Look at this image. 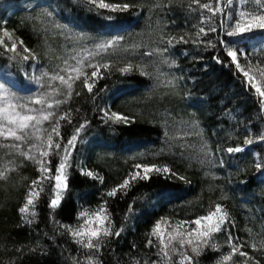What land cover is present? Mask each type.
I'll list each match as a JSON object with an SVG mask.
<instances>
[{"label":"trees","instance_id":"1","mask_svg":"<svg viewBox=\"0 0 264 264\" xmlns=\"http://www.w3.org/2000/svg\"><path fill=\"white\" fill-rule=\"evenodd\" d=\"M103 2L129 7L99 8L87 0H0V71L17 79L34 64L51 71L77 49L109 43L88 57L61 100L66 102L53 111L41 150L49 154L36 155L42 163L19 159L0 177V264H89V256L93 264H178L183 252L194 264H264V168H257L264 165V96L256 91L264 90V31L226 35L239 12L255 5L233 0L213 15L200 4L215 7L217 0ZM228 47L246 53L238 56L240 69L227 56ZM85 79L93 84L91 92ZM106 112L127 121L113 122ZM57 120L59 136L52 133ZM74 135L67 189L53 210L56 181L45 177L56 175ZM230 147L244 150L229 153ZM137 164L171 171L149 173V179L108 196L130 174H144ZM30 191L39 193L34 216L20 212ZM217 204L228 215L222 231L212 235L214 248L200 244L201 255L195 256L187 244L179 246L177 237L168 257L160 252L159 238L151 235L157 222L167 242L178 232L203 230L191 222ZM101 206L120 235L104 237L98 251L84 248L63 226L78 227L87 219L80 218L81 211ZM229 235L247 256L237 252L222 260L232 253ZM192 239L193 246L199 244L195 233Z\"/></svg>","mask_w":264,"mask_h":264},{"label":"snow or ice","instance_id":"2","mask_svg":"<svg viewBox=\"0 0 264 264\" xmlns=\"http://www.w3.org/2000/svg\"><path fill=\"white\" fill-rule=\"evenodd\" d=\"M194 3L199 4V0H193ZM87 3L95 5L96 7L99 8H107V9H112V10H126L129 5L124 4L122 6H117L113 4H107L104 3L103 0H87ZM233 3V0H227V3L221 4V0H217V6L213 7L210 4H200V7L203 9H206L210 12H212L213 15L216 13H220L224 11L225 8L231 6ZM240 3L243 4H254L255 7L250 10H241L239 12V19L236 20L234 25H229V30L226 31V35L228 37L232 36H243L249 33H252L255 30H260L264 31V0H240ZM203 23V21H202ZM223 27V26H222ZM211 31H216L215 28H210ZM200 32L204 33L205 29L203 27L200 28ZM5 35H9L8 33H5ZM221 43H225V41H221ZM10 51H15V46H13ZM27 51V49H25ZM240 55H246V53L239 52V50H233L231 47L227 48V56L231 57L232 62L236 64V67L240 69V64L238 63V56ZM27 59V57H25ZM219 62V61H218ZM91 67V65H89ZM106 67V66H105ZM72 71L77 72L76 77L69 76L68 79H65L64 76L62 75H55L52 77L53 80L59 79L62 84L66 85L67 89L70 90L72 89V83L70 81L79 78V74L81 73V70L79 68H73ZM121 71H127V69H122ZM141 74H144L143 72ZM92 77H97L98 73L96 71H93L91 73ZM245 76H248V72H244ZM264 75V73H262ZM251 80V77H249ZM85 87L88 89L89 92L92 91L93 84L88 81V79H85L84 81ZM255 86V85H253ZM3 86L0 85V88ZM256 91L261 95L264 96V90H261V88L257 87ZM79 94V93H77ZM0 99H4L3 97H0ZM66 101H60L57 100L55 101V104L59 106L61 103H64ZM33 103L36 104H44L45 100L43 98H38L33 101ZM52 104H48V108H52ZM15 106L12 104H8V108H14ZM7 109L6 108H0V117H4V123H0V137H4L5 139L11 138L14 139L15 141H24L30 138L31 136H35L36 133L40 132L41 129L38 128L37 126L42 124L44 121H49L51 120L55 114L53 112H45L44 109H39V110H33L36 111L38 114L37 115H27L24 114L22 115L19 112H15L10 116H4L6 113ZM106 116H108V113H105ZM65 117H60L59 119H64ZM109 119H114L113 122L119 123L121 121H127V117L118 115L116 113H112L111 116H108ZM58 123L59 120H57L56 124L52 126V133H55L57 136L60 135L59 130H58ZM83 127V125L81 126ZM34 129L32 133H29V129ZM46 131V130H45ZM77 132H79V129H77ZM52 133H48L47 137V146L49 148L53 147V139H52ZM39 138V137H37ZM76 136L74 135L69 141L68 145L65 146V155L61 160V163L59 166L56 168V175L54 177H45L46 179H54L56 181L54 188L56 189V196L54 199L50 201V208L55 210L62 199L63 191L67 189V174H66V167H67V160H68V155H70L68 151V146H71L74 144L76 141ZM261 139H264V137H261ZM246 143L251 144V140H247ZM12 147L19 149L20 145L15 144L12 145ZM33 148H37V145H32ZM56 148H59L60 145L57 143L55 144ZM244 149L241 147H230L227 149L229 153L233 152H241ZM49 153L47 150L40 151V156H47ZM26 158H30L33 160H38V158L35 155H30L29 153H22ZM38 162H41L38 160ZM42 163V162H41ZM137 169H142L143 170V175L140 174V172H136L134 174H130L128 178H126L123 183L117 188L112 189L107 193L108 196L112 197L115 196L119 191L125 190L129 187H131V184L133 181L137 179H149L150 176L148 175L149 173L152 172H169L171 171L167 167L161 169L156 167L155 165H135ZM257 168H264V165L262 164H257ZM42 171H49L47 167H42ZM4 173L0 172V177H2ZM86 175L92 176L93 173L87 172ZM33 184L38 185L39 181H33ZM38 192H33L30 191L29 197L26 201V204L24 207L20 209L21 213H24L26 215H32L34 216L35 213L33 209L35 208V199L34 197L38 196ZM131 208V206H130ZM222 208L219 204L216 205L214 211H210L207 216L205 217H199L196 220L192 221L191 223L197 225V228L203 227V230L197 231V229H192L189 230L186 234L184 232H178L176 233L175 236H170V238L165 241L160 228H161V222H157V224L153 227L152 236H156L160 240V252L165 256H169V246L173 244V241L178 239L179 246L181 248H185L186 244L187 246L191 247V252L195 256H200L201 255V247L200 244H203L205 246L209 247H215L214 244H210V240L212 238V235L216 232L222 231V225L225 224L227 220V213L223 212L222 214ZM80 218H85L87 219L84 220V223L79 225L76 228H71L69 226H63L65 227L66 231H68L70 234H72L76 238V242L80 243L82 247L87 248V249H94V250H99L104 237H108L111 235L119 236L120 232L116 231L112 228V223L109 218V215L106 211V209L101 206L98 210L94 212H89V211H81L79 213ZM216 217L214 220L213 218ZM94 218V219H93ZM90 221H92L90 223ZM202 221H207V225L202 226L201 222ZM31 222V221H29ZM177 227H182V225H178ZM193 233L196 234V239L199 241V244L196 246H193ZM185 235H187L188 239L185 241ZM232 237L229 235L228 237V242L232 247V253L230 255L224 256L222 258L223 261H228L231 258L232 254H235L239 252V255L241 256H247V253L239 251V249L236 247L235 244L232 243ZM149 245L153 244V241L149 239L148 241ZM261 247H264V244L260 245ZM89 264H93V257L89 256L88 258ZM249 259H251L249 257ZM178 264H194L193 256L189 255L187 252L180 253V260L178 261ZM217 264H221V262H217ZM247 264V262H245Z\"/></svg>","mask_w":264,"mask_h":264},{"label":"rangeland","instance_id":"3","mask_svg":"<svg viewBox=\"0 0 264 264\" xmlns=\"http://www.w3.org/2000/svg\"><path fill=\"white\" fill-rule=\"evenodd\" d=\"M109 43H100L94 45L93 48L77 49L69 60L64 62L62 67L47 71L36 64L31 66L28 74H23L20 79L15 78L12 74L0 71V108H6L7 111L4 116H10L15 112L22 115H37L33 110L44 109L45 112H53L56 108L55 101L66 98L69 90L66 85L62 84L59 79L53 80L52 77L59 74L68 79L69 76L75 77L77 72L72 71L73 68H83L89 56H93L97 52H103ZM71 82V81H70ZM128 87V85L124 86ZM43 98L44 104L33 103L34 100ZM52 104V108H48V104ZM8 104H12L14 108H8ZM4 117H0V123H4ZM49 121H44L37 127L41 129L35 136L24 141H15L14 139L0 137V172L5 173L19 159L26 158L22 153H29L30 155H37L43 148L44 134L47 131ZM46 130V131H45ZM32 133L34 129H29ZM39 137V138H37ZM19 144V149L12 147V145ZM32 145H37L33 148Z\"/></svg>","mask_w":264,"mask_h":264}]
</instances>
